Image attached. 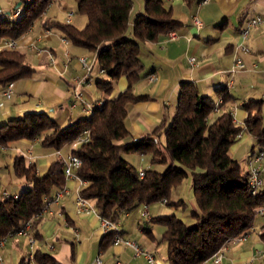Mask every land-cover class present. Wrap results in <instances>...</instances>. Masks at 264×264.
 <instances>
[{"label":"trees","instance_id":"1","mask_svg":"<svg viewBox=\"0 0 264 264\" xmlns=\"http://www.w3.org/2000/svg\"><path fill=\"white\" fill-rule=\"evenodd\" d=\"M78 12L87 22L82 29L68 22L47 19L46 25L59 30L74 46L96 52L97 65L107 79L97 86L107 95L89 117L69 126H60L45 112L30 111L18 118L0 123V144L21 139L40 138L45 147L60 150L71 145L84 129L90 140L72 150L81 159L78 176L87 182L81 194L95 200L98 213L119 223L123 214L140 204L151 205L166 199L168 206H184L183 201H170L174 189L191 175L197 209L191 213L194 222L187 224L175 214L157 217L153 222L165 226L161 242L166 244L168 264H203L230 241L248 232L264 206V187L252 194L248 173L230 156L229 150L243 130L230 111L213 118L215 100L202 95L192 81L181 83L178 101L169 122L137 141L124 140L130 132L126 126L127 106L146 99L135 93V85L143 77L145 66L140 57L143 42L157 41L180 23L163 0H145V11L134 19L129 33L132 0H75ZM189 4L197 0H186ZM200 1V0H198ZM50 0H33L23 4L18 20L0 19V38H20L28 27L47 9ZM33 71L18 49L0 51V86L18 81ZM125 77L127 87L115 98L108 95L117 80ZM218 92L229 98L225 89ZM262 101L244 105L248 116L245 128L264 143ZM164 137V142H162ZM150 156L152 164L166 166L163 172L139 169L124 154ZM14 171L29 184L17 198L0 197V239L19 229L38 213L55 190L65 185L63 163L56 159L43 175L35 164L17 156ZM264 175V173H263ZM39 221V220H38ZM33 224V228L37 224ZM114 231L105 235L112 241ZM38 239L37 233H35ZM264 241V227L261 232ZM37 264H60L41 249L35 253Z\"/></svg>","mask_w":264,"mask_h":264},{"label":"crops","instance_id":"2","mask_svg":"<svg viewBox=\"0 0 264 264\" xmlns=\"http://www.w3.org/2000/svg\"><path fill=\"white\" fill-rule=\"evenodd\" d=\"M132 1L129 33L132 32L134 19L145 11V0ZM163 1L172 10L173 19L180 23L175 29L178 37L167 40L166 34H163L157 41L141 44L140 57L145 70L143 77L135 85V93L147 98L128 104L125 123L130 135L124 141H137L152 133L161 123L169 122L177 105L181 83L192 81L202 95L211 97L215 102L222 101L221 113L230 111L235 123L242 127L241 136L231 146L229 154L240 163L243 173L247 172L249 158L263 146L245 128L248 113L244 105L251 100L262 101L264 128V28L256 27L251 31L249 52L239 50L237 45L245 19L252 15L264 16V0H209L203 4L198 0L192 4L186 0ZM53 4L66 12L65 22L70 17L69 23L72 24L74 12L67 2L58 0ZM18 9L21 13L15 16ZM22 10L23 0H0V19L18 20ZM45 14L44 12L40 20L32 23V32L20 37L17 49L25 54V60L33 71L16 81L10 98H5L0 88V123L18 118L26 112L37 111L45 112L51 118L52 115H57L55 121L60 126H69L89 117L98 102L105 98L100 97L103 91L96 82L107 75L100 73L98 67L97 70L96 67L93 68L91 76L86 78L81 88L83 101L73 98L76 78L86 74L78 57L93 58L95 52L74 46L70 42L64 45L60 41V37L64 35L46 25ZM194 16L202 20L203 27H196L193 23ZM46 28H51L53 34L41 41L40 45L55 53L57 61L54 65L49 64L46 56H36L34 50L28 47L29 42L40 36ZM67 53L71 57L68 63ZM190 57H196L195 64L190 63ZM237 58L244 63V67L234 68ZM95 66H98L97 62ZM152 72L157 73L158 80H149L148 75ZM126 87L127 81L125 77H121L108 97L115 98ZM219 89L228 92L227 100L223 99ZM216 115L219 114H213L212 119ZM72 150L71 145L60 149L64 156ZM55 151L43 146L40 138H25L0 144V197L6 193L10 196L19 195L29 185L14 171L17 156H24L27 165L35 164L38 173L43 175L50 164L59 159ZM124 158L139 170L157 171V164H152L148 155L127 153ZM65 186L68 192L58 203L50 205L51 211L33 228L34 235H38L37 249L51 254L60 264H98L97 258L101 259L100 264H149L144 256L136 255L133 248L107 242L97 215L77 210L74 200L78 181L65 180ZM182 187L180 184L174 189L170 201H183L184 206L175 208L157 202L148 205L145 213L143 204H140L123 214L118 223L124 237L136 240L155 253L156 264L168 262L166 259H159V244L162 243L161 236L165 226L153 222V219L175 214L187 224L194 222L191 213L197 209V203L192 183L187 200L182 194ZM91 202L95 205V200ZM263 227L264 216L258 215L254 225L248 230L246 239L230 241L223 246L220 263L208 260L206 264H245L249 261L252 264H264V241L260 236ZM74 230L78 231V237ZM27 253V241L17 236L0 248V264H28Z\"/></svg>","mask_w":264,"mask_h":264},{"label":"built area","instance_id":"3","mask_svg":"<svg viewBox=\"0 0 264 264\" xmlns=\"http://www.w3.org/2000/svg\"><path fill=\"white\" fill-rule=\"evenodd\" d=\"M32 1L33 0H23V4H28ZM56 1L58 0H50L47 8ZM208 1L209 0H200V3L203 4V3H207ZM20 13H21V10L18 9L14 15L19 16ZM67 22L68 23L70 22V17H68ZM193 23L196 25L197 28L203 27L202 20L197 16L193 17ZM256 27L264 28V16L252 15L245 19L244 25L240 33V41L237 45V48L239 50L243 52H249L250 50L249 38L251 35V31ZM33 28H34V25L31 24L25 33L32 32ZM52 34L53 32L51 28L44 29L40 36H38L37 38L29 42L28 47L34 50L36 56L38 57L46 56V59L49 62V64L54 65L57 61L55 53L51 49L40 45L41 41L49 38ZM177 37H178V33L175 30H170L166 33L167 40H174ZM60 41L64 45H67L70 42L65 36H61ZM19 45H20V38H14V37H1L0 38V51L17 49ZM66 55H67V63H68L71 57L68 53ZM189 61L190 63L195 64L197 59L196 57H190ZM78 62L81 65V67L85 70L86 74L84 77L76 78V86H75V90L73 93V98L76 100L83 101L81 88L85 84L86 78L91 76L93 72V68L96 65V62H97L96 52L93 58H89L87 56H79ZM242 67H244V63L239 58H237L234 68L237 69V68H242ZM99 72L105 73V70L99 69ZM148 78L150 81H156L158 80V75L156 72H152L148 75ZM15 85H16V81H10L5 86H1L0 87L1 94L5 98H10L15 89ZM221 103L222 101H218L215 103V107L213 109L214 114L221 113V106H220ZM102 104H103V101H99L97 106H101ZM88 110H90V108ZM241 132L238 134V138L241 136ZM89 140H90V131L89 129H84L81 132V134H79L75 138L71 146L73 147V149H75L78 146L87 143ZM55 154L58 156L59 160H61L63 163L65 180H76L79 182V186L76 189V195H75V200H74L75 207L77 208V210L80 212H91L97 215L101 221L105 234H108L114 231V235L112 238V243L114 245H122L124 247H131L134 249L136 255L144 256L149 264H156V256L153 251L143 247L136 240L124 237L119 228V224L109 218H106L100 215L95 205L92 204L91 202L92 200L84 197L81 194L82 188L87 184V182L85 180H82L77 174V170L81 165V159L72 153L68 154L67 156H64L60 150H56ZM247 164H248V170H247L248 185L251 190V193L257 194L264 187V175H263L264 173L263 171L264 143H263V146H261L249 158ZM139 176L140 178L144 177L143 170H139ZM67 192H68V188L64 185L62 188L55 190L54 193L50 197H46L44 200L45 204L38 213L34 214L29 220L24 222V224L19 229L8 232L4 237L0 239V248L4 247L7 241H9L10 239H13L17 236H21L25 238L28 244V253H27L28 264H37L35 253L38 247V239L34 235L33 224L36 221L42 219L45 216V214L49 213L51 211L50 205L52 203H58ZM5 196H10V195L6 193ZM14 197L17 198L18 195H14ZM166 202L167 200L165 198L162 199L161 201V203H164V204ZM143 211L147 213L148 211L147 204H143ZM257 211H258V215L264 216V206L260 207ZM74 232H75L76 237H78L79 236L78 231L74 230ZM246 237H247V233L241 235L240 237L234 240L242 241L246 239ZM222 257H223V248L219 249L209 260H213L215 263H220L222 260ZM0 261H2L1 255H0ZM207 261H205L203 264H206ZM96 262L100 264L101 259L97 258ZM245 264H252V261H249Z\"/></svg>","mask_w":264,"mask_h":264},{"label":"rangeland","instance_id":"4","mask_svg":"<svg viewBox=\"0 0 264 264\" xmlns=\"http://www.w3.org/2000/svg\"><path fill=\"white\" fill-rule=\"evenodd\" d=\"M64 1L67 2L68 6L74 12L72 25L74 27L78 28V29H80V27L83 25V27H81V29L84 28L87 18H86V16L84 14H81L80 12H78L76 1L75 0H64ZM45 13H46L45 16H46L47 19H52V20L59 21V22H65L66 12L63 11L61 8H58L57 5H55V4L50 5L45 10ZM38 20H40V17L38 18ZM95 67H96V70H97L98 66H95ZM106 79H107V76H104L103 80H106ZM106 96L107 95L104 92L100 93V97L104 98ZM50 113H52V112H50ZM56 116L57 115H55V116L52 115V118L55 119ZM161 140H162V142H164V137H162ZM156 167H157V171L158 172H163L165 170V168H166V166L160 165V164H157ZM192 180H193L192 176L189 175L181 183L183 185L182 194H183V196H185L186 200L189 198V193H190V190H191ZM159 252H160V254H159L160 261H161V259H166V245H165V243L162 242V243L159 244Z\"/></svg>","mask_w":264,"mask_h":264}]
</instances>
